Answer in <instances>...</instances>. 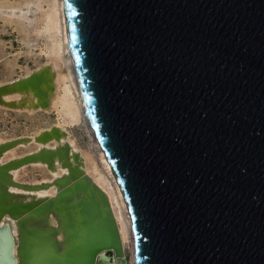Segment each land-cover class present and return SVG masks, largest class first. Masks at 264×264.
<instances>
[{
    "label": "water",
    "instance_id": "obj_1",
    "mask_svg": "<svg viewBox=\"0 0 264 264\" xmlns=\"http://www.w3.org/2000/svg\"><path fill=\"white\" fill-rule=\"evenodd\" d=\"M63 8L84 115L127 205L134 264H264V0ZM40 71L0 85V104L30 92L44 107ZM52 138L57 128L36 141ZM55 157L67 173L50 183L9 174L36 161L53 169ZM49 184L48 198L8 189ZM0 264H131L106 194L67 147L0 164Z\"/></svg>",
    "mask_w": 264,
    "mask_h": 264
},
{
    "label": "bare ground",
    "instance_id": "obj_2",
    "mask_svg": "<svg viewBox=\"0 0 264 264\" xmlns=\"http://www.w3.org/2000/svg\"><path fill=\"white\" fill-rule=\"evenodd\" d=\"M48 8L43 15V28L49 31L51 43L49 45V55L46 62L38 65L33 70H26L22 74L9 80L1 81L0 85L11 84L13 81L24 78L32 72L40 71L41 85L44 91L46 105L40 107L36 105V99L27 93H6L2 95V100L13 102L0 104L1 108L12 110L18 113L34 114L36 112L51 113L55 112L56 120L45 126H39L32 132L23 135L4 136L0 134V145L10 144L1 154L0 164L9 161L19 160L24 156L34 154L40 150H56L57 148L67 147L68 159L72 163L75 155L80 169L106 194L114 220L119 232L123 252L130 253V263L133 262V234L131 222L124 198L113 176L111 168L106 161L105 155L101 150L94 133L84 115V105L80 96L78 84L73 67V60L67 48V38L65 33V16L63 0H46ZM42 28V29H43ZM48 34V33H47ZM66 54V57L63 55ZM80 121L86 125L89 137L92 139L95 151L83 149L73 136L69 128L76 126ZM51 128H57L59 138H52L47 142L36 141V138L43 132ZM94 150V149H93ZM54 168L47 166L45 162H30L22 164L9 170L11 178L24 186L50 183L67 173V169L61 166L60 160L55 157L53 160ZM39 169L43 174L39 177L27 176V169ZM39 174V173H38ZM9 191L17 194L22 199L48 198L55 195L57 188L49 184L45 188L38 190L27 189L21 186H9ZM6 216L3 217V220ZM49 223L54 225V221L49 216ZM13 234L17 236L15 224L12 226ZM61 239V235L58 236Z\"/></svg>",
    "mask_w": 264,
    "mask_h": 264
},
{
    "label": "rangeland",
    "instance_id": "obj_3",
    "mask_svg": "<svg viewBox=\"0 0 264 264\" xmlns=\"http://www.w3.org/2000/svg\"><path fill=\"white\" fill-rule=\"evenodd\" d=\"M47 4L46 0H0V82L46 62L51 37L42 23ZM55 120V112L26 114L0 107V134L7 137L23 135ZM69 130L83 149L96 150L83 121ZM26 173V177L43 174L33 168L27 169ZM127 253L130 255L128 249Z\"/></svg>",
    "mask_w": 264,
    "mask_h": 264
}]
</instances>
